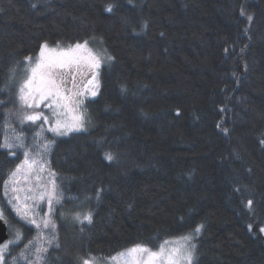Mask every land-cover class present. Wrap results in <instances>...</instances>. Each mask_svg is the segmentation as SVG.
Returning a JSON list of instances; mask_svg holds the SVG:
<instances>
[{"label":"trees","instance_id":"1","mask_svg":"<svg viewBox=\"0 0 264 264\" xmlns=\"http://www.w3.org/2000/svg\"><path fill=\"white\" fill-rule=\"evenodd\" d=\"M108 3L118 5L111 14ZM241 6L255 14L247 36ZM85 39L115 61L85 102L88 131L56 137L48 155L64 200L54 216L59 248L49 249L47 264L108 258L138 243L155 249L198 224L197 264H264V0H0V87L43 42ZM15 100L5 90L0 113H14ZM101 139L109 141L103 148ZM109 148L115 162L103 158ZM22 158L6 163L0 152V167ZM88 210L91 224L73 219ZM9 225L11 238L22 226L11 214Z\"/></svg>","mask_w":264,"mask_h":264},{"label":"snow or ice","instance_id":"2","mask_svg":"<svg viewBox=\"0 0 264 264\" xmlns=\"http://www.w3.org/2000/svg\"><path fill=\"white\" fill-rule=\"evenodd\" d=\"M32 6L36 7L35 4ZM117 6L116 3H108L104 11L111 14ZM239 14L247 21V26L243 29L244 35L247 36L255 14L248 13L245 6H241ZM147 26V22H143L141 30ZM160 35L163 37L164 33L161 32ZM92 42L85 39L71 44L57 41L55 45H49L45 41L35 56H26L19 62V65H23L22 68L18 66L9 70L5 85L0 87V95L7 90L9 94H14L19 105L16 113H0L5 117L2 125L5 134L0 140V152L5 154L6 163L18 160L20 154L24 157L20 163L6 172L0 167V181L3 196L6 198L5 203H0V222L10 226L11 214L16 223L22 226L14 229L11 238L0 242V264H19L21 261L23 264H47L49 249L53 246L59 248L54 216L56 206H62L64 192L57 183L60 177L51 169L50 161L46 159L52 148V141L48 140L46 133H51L55 137L83 134L88 131L91 115L85 102L100 92L102 67L115 61V57L109 54L107 49L90 47ZM247 47L248 45H245L240 49L241 55L245 53ZM224 51L227 54L229 49L225 48ZM244 69L247 71L246 63ZM17 72H20V75H17ZM121 91L126 89L122 86ZM5 103L7 101H0V107ZM180 114V109H176V115ZM11 116L15 117L20 131L8 123V117ZM33 126L38 130L32 132L29 141L23 128ZM217 127L225 134L229 131L222 128L219 123ZM96 143L103 148L109 141L101 139ZM260 143L264 145V139ZM103 158L108 162H115L117 159L110 148L104 150ZM235 190L241 191L240 188ZM104 191L103 188L96 190L97 201L101 199ZM71 199L79 200V197ZM91 199L92 197H85V201ZM42 203L47 204V212L43 215ZM83 204L84 201H81L78 206L83 207ZM253 204L252 199L247 200L246 207L250 212ZM73 219L81 224L84 222L91 224L93 212L91 210L75 212ZM180 220L183 221L184 218L180 217ZM252 227V224L248 225L249 229ZM24 228L35 229L37 234L29 239L23 231ZM203 228V224H198L190 232L179 237L178 242L164 240L155 250L147 244L138 243L107 259L115 262L118 258H123L124 264H197L195 255L197 245L193 241ZM259 231L264 233V225ZM21 244L23 247L17 256H12V251ZM7 257H11V260L9 261ZM80 264H107V261L103 257L88 253L80 258Z\"/></svg>","mask_w":264,"mask_h":264},{"label":"rangeland","instance_id":"3","mask_svg":"<svg viewBox=\"0 0 264 264\" xmlns=\"http://www.w3.org/2000/svg\"><path fill=\"white\" fill-rule=\"evenodd\" d=\"M79 79V78H78ZM90 98H92V97H90ZM18 108H19V105H18V102L15 100V104H14V113H16L17 111H18ZM45 114H47V110H45ZM13 123H14V127H16L17 128V131H20L21 129H20V127L18 126V124H17V122H16V120L14 119V121H13ZM38 129L35 127V126H33V127H31V128H28V127H25V128H23V131L28 135V139H29V141H31V134H32V132H34V131H37ZM9 135H11V133H9ZM46 136H47V138H48V140H50V141H52V145H53V143H54V139L56 138V137H60V136H53L51 133H46ZM24 159V157L22 158V160ZM46 159L48 160V156L46 157ZM41 209H42V211H41V215H43L45 212H47V204L46 203H42L41 204ZM188 233V232H187ZM37 234V233H36ZM186 234V233H185ZM201 234V233H200ZM263 235H264V233H262ZM182 235H184V234H182ZM182 235H179V236H176V237H172V238H168V239H166V240H171V241H174V242H178L179 241V237H181ZM198 238V236L195 238V240L193 241L196 245H197V241H196V239ZM171 246V245H170ZM158 248V247H157ZM156 249V248H155ZM154 249V250H155ZM114 256V255H113ZM109 258V257H108ZM105 260L107 261V264H124V261H123V258H118V260L117 261H115V262H113V261H110V260H108L107 258H105Z\"/></svg>","mask_w":264,"mask_h":264},{"label":"water","instance_id":"4","mask_svg":"<svg viewBox=\"0 0 264 264\" xmlns=\"http://www.w3.org/2000/svg\"><path fill=\"white\" fill-rule=\"evenodd\" d=\"M9 238L8 226L5 223L0 222V242Z\"/></svg>","mask_w":264,"mask_h":264}]
</instances>
